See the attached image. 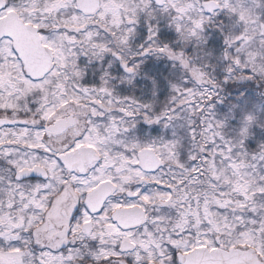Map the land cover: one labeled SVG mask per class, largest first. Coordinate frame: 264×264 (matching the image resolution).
<instances>
[{"label":"snow or ice","instance_id":"snow-or-ice-1","mask_svg":"<svg viewBox=\"0 0 264 264\" xmlns=\"http://www.w3.org/2000/svg\"><path fill=\"white\" fill-rule=\"evenodd\" d=\"M0 264H264V0H0Z\"/></svg>","mask_w":264,"mask_h":264}]
</instances>
